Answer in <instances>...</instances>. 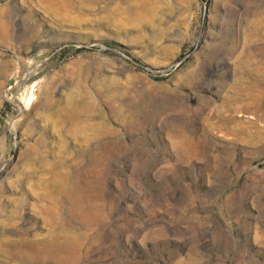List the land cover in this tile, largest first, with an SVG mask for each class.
Here are the masks:
<instances>
[{
  "label": "rangeland",
  "instance_id": "1",
  "mask_svg": "<svg viewBox=\"0 0 264 264\" xmlns=\"http://www.w3.org/2000/svg\"><path fill=\"white\" fill-rule=\"evenodd\" d=\"M0 264H264V0H0Z\"/></svg>",
  "mask_w": 264,
  "mask_h": 264
},
{
  "label": "bare ground",
  "instance_id": "2",
  "mask_svg": "<svg viewBox=\"0 0 264 264\" xmlns=\"http://www.w3.org/2000/svg\"><path fill=\"white\" fill-rule=\"evenodd\" d=\"M71 105V104H70ZM72 108H75V105L74 104H72V106H71ZM79 108V107H78ZM85 108V107H84ZM78 110V109H77ZM75 111V110H74Z\"/></svg>",
  "mask_w": 264,
  "mask_h": 264
}]
</instances>
